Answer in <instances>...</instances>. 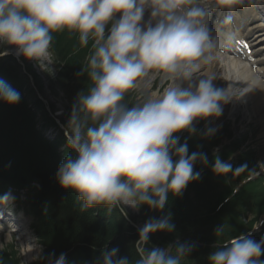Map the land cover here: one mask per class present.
<instances>
[{"label":"clouds","instance_id":"clouds-1","mask_svg":"<svg viewBox=\"0 0 264 264\" xmlns=\"http://www.w3.org/2000/svg\"><path fill=\"white\" fill-rule=\"evenodd\" d=\"M261 4L264 0H0V56L15 46L18 55L43 64L49 61L53 33L77 35L82 48L91 41L77 74L86 75L90 86L73 104L68 152L56 173L59 184L77 194L81 212L103 207L127 217L129 206L143 205L163 212L169 193L180 196L189 182L200 179L193 169L197 161L208 163L206 154L189 155L187 142L180 144L174 134H195L194 121L219 117L221 104L237 97L214 87L215 76L200 75L202 66L218 61L224 45L236 39L232 31L222 38L212 35L209 17L218 9ZM231 21L227 15L223 23ZM153 81L158 91L151 88ZM129 93L137 94L131 106L124 102ZM20 99L0 80V100L17 104ZM213 134L211 128L204 133ZM259 167L264 170V162ZM213 171L226 174L231 167L217 158ZM14 200L9 192L0 204ZM175 230L170 213L150 219L131 245L134 260L118 258L119 249L113 248L103 250L97 264H183L193 246L150 243L151 233ZM215 235L209 264H264V238L256 241L251 232L227 236L225 225ZM65 260L64 253L47 257L48 264Z\"/></svg>","mask_w":264,"mask_h":264},{"label":"rangeland","instance_id":"rangeland-1","mask_svg":"<svg viewBox=\"0 0 264 264\" xmlns=\"http://www.w3.org/2000/svg\"><path fill=\"white\" fill-rule=\"evenodd\" d=\"M147 21V20H146ZM53 40L50 49L49 61H45L43 64L37 62L36 60H29L23 55H18L15 46H8V52L5 55L0 56V71L10 70L13 68L10 64H13L15 68L18 69V72L21 76L27 79V85L21 88L22 96L29 94L31 89L33 92L29 96L30 103L29 107L34 110V113L37 114L35 119V124L39 132L43 135L45 141H48L49 145H54V151L60 159L64 158L63 152H66L68 149L66 147V129L68 122L71 117V112L73 104L77 98L79 92L86 91L87 87L90 86V81L87 76H78L77 74L81 72L82 67L86 64V56L88 55L91 48V41L89 47L82 48L79 45L78 36L68 31L56 32L53 33ZM65 41L66 43H63ZM74 62V63H72ZM210 67L207 65L202 66L200 75L208 71ZM211 73L210 76H215L216 79L213 81L214 87L224 89L226 81L220 76L222 73L217 74ZM15 77V75L13 74ZM16 78V77H15ZM158 82L153 81L151 83V88L153 90H159L157 87ZM42 88V90H41ZM43 100V103L48 105L50 112L46 109V106L41 109H37L34 102L37 99ZM41 97V98H40ZM125 103H128L130 106L137 102V94L129 93L125 97ZM222 114L219 117H209L207 119H197L193 122V127L196 129L195 134H190L187 130H182L179 133L174 135L179 136V143L184 144L187 142L188 152L191 155L194 152H202L206 154L208 163L205 165L200 161H197L195 165H198L195 172L200 173V179L192 183L197 184L199 190L195 194H190V197L193 196L191 200L195 201V207L202 210H206V214L203 215L201 221H191V224H194L192 227V234L199 232L212 231L217 229L220 226L225 225V232L229 229V224L235 222L237 224H242L241 226L245 229L243 231H253L257 228L256 225L260 221H264V182L252 181L247 182L244 185L243 182L252 176L257 170H261L259 166L263 161H248L244 158L242 153L246 151L251 145V141H258L260 144L261 155H264V115L263 109L257 110L255 113L257 119L253 120L254 126L257 127L258 132L255 136L248 137L243 139V125L241 121L235 120V115L229 113L228 105H221ZM244 113H246L247 108H240ZM37 110H40L39 112ZM48 117H55L61 123L63 127L61 128L59 123L54 120L50 125L46 123L43 118L46 119L45 113ZM51 115V116H50ZM240 118V117H239ZM238 118V119H239ZM53 129V135H49V130ZM211 128L214 130V134L211 136H205V131ZM56 130V131H55ZM55 132V133H54ZM180 136L182 139H180ZM241 136V137H240ZM64 139V140H63ZM24 151V150H23ZM210 156H212L210 158ZM219 158L226 165L233 164L234 167H231V171L226 174H217L214 171L208 172L210 168H213L215 160ZM175 159V158H174ZM200 167V169H198ZM222 175H224L222 177ZM226 176H233L231 180L227 179ZM222 177V181L221 178ZM256 182V183H255ZM190 182L188 183V185ZM187 185V186H188ZM229 187V189L235 190L237 188L241 189V193L246 195H254L257 197V209L248 213L246 215L236 214L235 209L226 211L223 217L221 218L222 224L219 225L216 218L206 219V215L211 213L213 209L217 206L220 200L223 198V188ZM187 187L183 190L182 195L186 192ZM190 189V188H189ZM194 192L192 188L190 192ZM222 192V193H221ZM168 195V203L170 196ZM220 194V196H219ZM239 194V193H238ZM204 197L203 200L206 207L201 208L199 203V198ZM212 200L211 203L207 202ZM168 203L166 205H168ZM231 208V207H230ZM170 211V210H168ZM166 211V212H168ZM128 214L130 217H135L134 226L138 231L143 228L146 222L150 220L149 216L143 209H133L130 206L127 208ZM202 212H198L199 214ZM220 212H218L219 214ZM186 216V213L183 212ZM214 220L215 224H212ZM190 222V221H189ZM190 223L184 221L179 225L183 227V232H179L178 237L174 239V235L177 231L175 226V232L167 233L172 235L173 238L169 239V244H172L174 247L177 245V241L181 244H188L193 246V251L190 253L188 259L183 261V264H209L208 255L214 251V246L217 244L218 239L215 240L204 238L200 235H197L199 239L202 240H188L187 229H189ZM262 224V223H261ZM233 226V223L231 224ZM233 230L231 231V233ZM161 232L151 233L150 234V243L159 247L168 246L164 240L160 239ZM186 234V235H185ZM227 234V232H226ZM30 239L28 240L25 237H12L10 231H6L4 237L0 238V243H5L8 238V242L4 244L3 248H0V264H48L47 260L40 259L38 257H44L49 254H53L55 249L44 250L42 244H38L36 238L32 234L29 235ZM256 241H259L254 237ZM33 241H35L33 243ZM158 242V243H157ZM196 244V245H195ZM214 246H211V245ZM31 248V253H27V250ZM212 248V249H210ZM56 250L55 253H57ZM58 254V253H57ZM46 256V257H47ZM261 259L264 260V255L261 256ZM42 261V262H41Z\"/></svg>","mask_w":264,"mask_h":264},{"label":"trees","instance_id":"trees-1","mask_svg":"<svg viewBox=\"0 0 264 264\" xmlns=\"http://www.w3.org/2000/svg\"><path fill=\"white\" fill-rule=\"evenodd\" d=\"M63 43L66 42L63 41ZM10 66L13 67L11 70L7 67L8 70L0 71V80L16 90L21 99L17 104H8L0 100V185L16 182L15 185L27 188L31 187L33 182L38 183L39 187L32 188L29 207L33 209L39 220V234L47 252L50 249H55V252L58 250V254L54 252L55 256L69 252L66 264H97L101 259L102 251H110L113 248L119 249L118 258L128 257L130 261L134 260L131 245L138 239L139 234L133 224L135 217L127 219L119 216L118 212L109 214L103 207L84 212L79 210L77 194L71 189L63 188L56 178L60 157L56 155L54 145L50 146L36 127L37 114L29 107V96L33 90L31 89L29 94L22 96L21 88L27 85V79L20 75L13 64ZM34 105L37 109H41L45 104L37 96ZM47 113H45L46 119L43 118V120L48 122L46 125H50L54 120L48 117ZM67 152L68 150L63 152L64 157ZM197 167L193 169L194 172ZM212 171L211 168L208 170V172ZM231 178L232 176L227 177L229 180ZM195 181L190 182L183 196H170L169 203L163 212L150 209L147 205L141 207L150 219H159L162 215L170 213L172 223L177 229L174 239L178 237L179 232H183L180 223L188 221V224H191V221H201L204 219L201 217L206 214V210L195 207V201L191 200V189H194V194L199 190L197 184L192 185ZM225 189L227 192L222 195H229L231 189L229 187ZM200 198V207L205 209L206 205L203 201L205 198ZM207 202L211 203L212 200L207 199ZM229 206L232 210L235 207L240 210L254 209L256 208V196L251 194L244 196L240 191L234 196ZM198 212L202 213L196 214ZM205 217L207 220L212 219L211 215ZM194 224L187 229L188 240L197 241L202 240L203 237L213 238V240L218 238L214 230L192 234ZM212 224H215L214 220ZM159 232L161 234L158 240H164L169 245V239L173 236L168 237L166 231ZM197 235H200L202 239L196 237ZM46 256L47 254L44 255L45 260L49 255Z\"/></svg>","mask_w":264,"mask_h":264},{"label":"bare ground","instance_id":"bare-ground-1","mask_svg":"<svg viewBox=\"0 0 264 264\" xmlns=\"http://www.w3.org/2000/svg\"><path fill=\"white\" fill-rule=\"evenodd\" d=\"M149 18H150V11L146 10L144 15V21L147 22ZM251 30H253V27H251ZM225 31L226 30H223L222 34ZM231 55L233 56V54ZM228 58L232 60H229L220 54V62L223 67L224 66L226 67L225 78L229 81V85L227 86V88L231 94H236L241 96V99L239 100L238 103L237 102L234 103L233 98L231 99V102L233 103L229 106V113L233 111H242L240 109L241 108L240 106L247 104L248 101L251 100L253 97L257 99L256 101H254V104L257 107L261 108L264 105V85L262 84L260 78L264 76V73L263 71L260 70L253 71L252 69L253 66L257 65L258 63L248 62L247 60L237 63V61H235L233 57H228ZM259 65L261 64L259 63ZM211 71L213 72V68H211V70H208L201 75H211ZM52 132H53V128L49 130V135H53ZM27 253H31V248L27 250Z\"/></svg>","mask_w":264,"mask_h":264}]
</instances>
